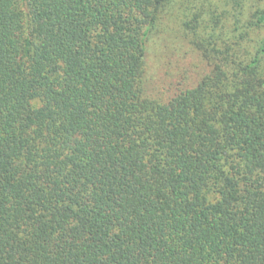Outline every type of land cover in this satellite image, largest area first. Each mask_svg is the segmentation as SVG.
I'll list each match as a JSON object with an SVG mask.
<instances>
[{
    "label": "trees",
    "instance_id": "trees-1",
    "mask_svg": "<svg viewBox=\"0 0 264 264\" xmlns=\"http://www.w3.org/2000/svg\"><path fill=\"white\" fill-rule=\"evenodd\" d=\"M175 2L0 0V264H264V7ZM170 18L208 69L161 99Z\"/></svg>",
    "mask_w": 264,
    "mask_h": 264
},
{
    "label": "rangeland",
    "instance_id": "rangeland-1",
    "mask_svg": "<svg viewBox=\"0 0 264 264\" xmlns=\"http://www.w3.org/2000/svg\"><path fill=\"white\" fill-rule=\"evenodd\" d=\"M250 1L257 3V0ZM258 1L260 6L264 7V0ZM209 2L228 8L231 5V0H176L174 7L178 9V12L184 9L191 12L205 6L207 12L210 11L207 6ZM166 13L169 17L174 14L172 8H169ZM173 22L175 18H170L167 24H162L163 26L156 24L157 28L149 35L146 45L147 91L151 96L161 99L172 96L181 81L195 82L208 69L197 52L189 46L187 40L175 33L173 29L177 25L170 30Z\"/></svg>",
    "mask_w": 264,
    "mask_h": 264
}]
</instances>
